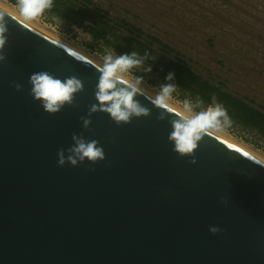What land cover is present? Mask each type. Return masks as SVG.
Masks as SVG:
<instances>
[{
    "label": "water",
    "instance_id": "95a60500",
    "mask_svg": "<svg viewBox=\"0 0 264 264\" xmlns=\"http://www.w3.org/2000/svg\"><path fill=\"white\" fill-rule=\"evenodd\" d=\"M9 14L0 62V264H264V163L219 135L192 157L175 153L169 121L117 125L93 113L98 64ZM75 75L73 106L44 111L30 75ZM15 83L22 85L17 91ZM73 133L98 140L105 159L58 166ZM67 155V153H66ZM221 229L210 232V227Z\"/></svg>",
    "mask_w": 264,
    "mask_h": 264
},
{
    "label": "rangeland",
    "instance_id": "374dc122",
    "mask_svg": "<svg viewBox=\"0 0 264 264\" xmlns=\"http://www.w3.org/2000/svg\"><path fill=\"white\" fill-rule=\"evenodd\" d=\"M96 1L111 16L125 18L159 37L189 67L264 112V0ZM0 4L22 18L14 0H0ZM29 23L98 64L109 50L71 22L44 15ZM143 73V87L153 94L167 83L151 72ZM180 96L177 91L170 101L179 110L185 99L194 105V111L206 108L204 104L196 108L187 94L183 99ZM222 134L264 158V140L258 136L243 137L244 131L235 126Z\"/></svg>",
    "mask_w": 264,
    "mask_h": 264
},
{
    "label": "clouds",
    "instance_id": "9594fccd",
    "mask_svg": "<svg viewBox=\"0 0 264 264\" xmlns=\"http://www.w3.org/2000/svg\"><path fill=\"white\" fill-rule=\"evenodd\" d=\"M17 7L23 21L27 23L44 17L46 12L55 7V3L54 0H17ZM7 16V12L0 10V62L6 60L3 53L9 31ZM55 43L64 47L61 41ZM101 59L102 63L96 67L100 72L94 93L97 103L90 105L88 117L80 118L84 129L90 128V117L96 112L109 114L118 126L131 123L133 118L148 117L151 114L150 109L145 107L138 97L149 99L150 96L151 103L161 110L158 120L175 114L169 121L171 131L168 141L173 145L172 150L181 157H192L189 162L195 164V151L199 142L205 136L224 133L232 127L233 121L227 109L215 96L212 97V103L200 111H194V105L187 99L182 103V110L174 108L170 101L174 99V93H177L179 86L173 82V72H169L165 77L167 83L160 85L154 94H149L143 87L144 77L135 75L134 71H152V66L146 62L155 61L156 58L150 56L147 51L143 55L136 51L116 55L113 50H106ZM28 83L31 86L29 94L35 101H39L44 111L49 114L59 113L66 105L73 106L76 95L84 90L83 81L77 76L60 79L48 71L31 74ZM14 87L17 91L22 89L19 83H15ZM201 104L203 101L197 97L195 107L198 108ZM72 141V146L58 151V166L69 163L75 167L86 160L95 164L105 159L104 149L98 140H87L83 134L73 133ZM258 164L264 166V163ZM209 230L212 233L221 231L216 226H211Z\"/></svg>",
    "mask_w": 264,
    "mask_h": 264
},
{
    "label": "trees",
    "instance_id": "16d2710c",
    "mask_svg": "<svg viewBox=\"0 0 264 264\" xmlns=\"http://www.w3.org/2000/svg\"><path fill=\"white\" fill-rule=\"evenodd\" d=\"M14 1L17 5V0ZM54 3L55 7L45 15L71 22L93 40L100 41L103 48L113 50L114 54L136 51L143 55L147 51L156 58L155 61L146 62L152 66L151 73L164 82H168L165 77L169 72L175 73L173 82L179 86L182 99L187 94L195 103L199 97L207 107L215 96L227 109L233 121L232 126L244 131L243 137L256 135L264 140V112L226 91L222 84L203 77L184 62L178 51L159 37L133 26L125 18L111 16L96 0H54ZM136 75L144 76V73L137 71Z\"/></svg>",
    "mask_w": 264,
    "mask_h": 264
},
{
    "label": "bare ground",
    "instance_id": "6f19581e",
    "mask_svg": "<svg viewBox=\"0 0 264 264\" xmlns=\"http://www.w3.org/2000/svg\"><path fill=\"white\" fill-rule=\"evenodd\" d=\"M0 7L1 8H3L4 10H6V11H8V12H10L11 14H13V15H15V16H17L18 17V15H16L15 14V12L13 13V11L11 12L6 6H3L2 4H0ZM18 18H20V17H18ZM20 19H22V18H20ZM23 20V19H22ZM27 23H29V22H27ZM30 24V23H29ZM30 25H32V26H34L33 24H30ZM35 28L37 27V26H34ZM37 29H39L40 31H42L40 28H38L37 27ZM43 32V31H42ZM45 33V32H44ZM45 34H47V33H45ZM47 35H49V34H47ZM50 36V35H49ZM50 37H52V36H50ZM55 40H57V39H55ZM58 41V40H57ZM65 45V44H64ZM65 46H67V45H65ZM68 47V46H67ZM70 49H72V48H70ZM72 50H74V49H72ZM74 51H76V50H74ZM77 52V51H76ZM78 53V52H77ZM80 54V53H79ZM82 56H83V54H81ZM84 57H85V55H84ZM87 58V57H86ZM87 59H89V58H87ZM90 60V59H89ZM92 62H94V63H96V64H98V62H96L95 60H91ZM148 91V93L149 94H153V93H151L152 91H150L149 89L147 90ZM174 108H176L174 105H172ZM177 110H179L178 108H176ZM217 135H219L220 137H222L223 139H225V140H227L228 142H230V143H232L233 145H235V146H237L238 148H240V149H242L243 151H245V152H247L248 154H250V155H252V156H254V157H256V158H258V159H260L261 161H263L264 162V158H262V157H260V156H258L256 153H253V152H251V151H248L247 149H245L243 146H241L240 144H238L237 142H234V140H232V139H230L228 136H226V135H224V134H222V133H218Z\"/></svg>",
    "mask_w": 264,
    "mask_h": 264
}]
</instances>
